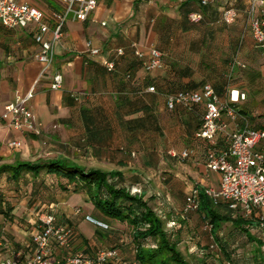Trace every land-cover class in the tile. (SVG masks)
Instances as JSON below:
<instances>
[{
    "label": "crops",
    "instance_id": "1",
    "mask_svg": "<svg viewBox=\"0 0 264 264\" xmlns=\"http://www.w3.org/2000/svg\"><path fill=\"white\" fill-rule=\"evenodd\" d=\"M17 1L47 14L63 8L59 0ZM201 1L103 0L87 20H67L54 65L45 74L37 58V28H7L0 22V260L25 248L31 256L27 229L37 226L41 211L51 207L58 223L76 229L77 250L94 254L102 247L117 248L123 258L141 264L127 222L105 216L86 192L74 191L65 178L46 170L34 178L27 170L15 169L50 160L121 172L119 185L137 190L170 229L174 226L182 249L205 252L210 235L204 231L203 207L183 213L193 187H219L220 174L206 167L207 143L195 136L205 107L170 109L167 99L180 89L198 90L207 83L223 101L229 90L237 89L246 99L237 104V121L224 113L227 129L249 123L264 131V52L251 29L264 3L252 14V0H209L207 5ZM231 7L238 15L227 23L224 13ZM201 10L203 20L191 22L189 15ZM89 43L100 52L92 53ZM153 47L163 52V64L148 70L145 63ZM105 59L116 62L115 70L104 65ZM56 73L64 77L60 89L51 88ZM150 86L156 92L149 91ZM29 93L42 122L41 134L16 131L3 117L9 102ZM13 140L20 142L19 148L11 147ZM186 149L192 153L183 159L180 154ZM16 174L19 179H14ZM218 211L227 212L223 205ZM230 224L235 227L225 222L217 234L228 232ZM61 255L54 246L52 258Z\"/></svg>",
    "mask_w": 264,
    "mask_h": 264
},
{
    "label": "built area",
    "instance_id": "2",
    "mask_svg": "<svg viewBox=\"0 0 264 264\" xmlns=\"http://www.w3.org/2000/svg\"><path fill=\"white\" fill-rule=\"evenodd\" d=\"M102 1L59 0L63 6L62 10H54L47 14L40 7L30 3L0 0V22L7 28H25L30 25L37 28L36 41L41 47L37 58L42 63V72L45 74L54 65L56 47L65 34L64 27L67 20L70 17L75 20H87ZM203 3H208V0H203ZM259 3H264V0H252V14ZM237 15V10L231 8L225 11L224 19L227 23H233ZM202 18L200 12L190 15L192 22H199ZM251 29L256 45L264 52V11L252 18ZM47 34H51V37L47 38ZM89 48L94 54L100 52V49L93 48L91 43ZM118 54L123 55L124 50L120 49ZM150 54V62L145 63L147 69L161 67L163 52L153 47L150 49ZM136 55L140 58L144 57V53L140 50L136 51ZM103 63L110 71L115 70V61L105 59ZM63 81L64 77L61 73L54 74L51 88H62ZM148 90L156 92V87L150 86ZM32 96V93L17 96L6 105L3 117L16 131L41 134L42 122L30 104ZM245 99V93L231 89L228 92V99L223 101L214 86L207 83L198 90H186L169 95L167 105L170 109L181 106L190 111L196 106L205 107L202 125L195 136L204 139L207 143V169L220 174L219 187L208 186L205 192L216 204L225 202L245 218H256L257 226L264 230V131L249 123L231 131L223 121L224 113L237 121L240 117L237 104ZM10 145L19 148L20 142L13 140ZM191 153L190 149H186L180 155L183 159H187ZM200 204V189L195 186L187 195L183 213L188 215L199 211ZM100 225L108 227L103 223ZM205 229L211 231L213 224L206 221ZM73 237L72 226L58 223L57 216L53 212L43 213L38 225L32 231V244L28 246L31 256H26V248L16 250L12 256L1 259L0 264H121L122 261L114 248L102 247L94 254L85 250H75ZM54 246L62 252L58 258H52ZM217 247L216 244L211 246L212 249ZM226 264L232 263L228 261Z\"/></svg>",
    "mask_w": 264,
    "mask_h": 264
},
{
    "label": "trees",
    "instance_id": "3",
    "mask_svg": "<svg viewBox=\"0 0 264 264\" xmlns=\"http://www.w3.org/2000/svg\"><path fill=\"white\" fill-rule=\"evenodd\" d=\"M201 2L203 5L208 4H204L203 0ZM195 12L202 13L204 18L202 10ZM203 18L199 22L193 23H200ZM186 90L197 89L183 88L176 93ZM15 169L27 170L33 173L34 178H38L43 170L55 174L59 178H65L69 185L73 186L74 191L86 192L96 208L105 216L127 222L133 229L137 260L141 264H226L228 261H231L232 264H264V230L257 226L256 218H245L240 212L231 209L229 204L225 202L216 204L206 194L205 189L200 187L201 204L199 211L203 207V212L205 211L206 214L203 227L204 231L210 235V243L203 254L189 253L182 249L177 237H175L176 233L172 230L174 226L170 229L171 226L167 220L145 201L138 191L129 190L119 185L122 179V173L119 171L108 172L102 169H87L69 160L27 162L15 167ZM16 178L19 179L18 174L15 175L14 179ZM222 205L227 211L224 214L218 211V207ZM206 221L213 224L211 231L205 229ZM225 222H232L235 227L223 235H218V230ZM73 233L74 247V240L77 236L74 227ZM245 238V241L240 242ZM245 242L257 243V250L251 252V249H246L247 244L245 245ZM213 244L218 247L212 249ZM74 249L77 250L75 247ZM114 249L119 251L117 248ZM118 256L122 261L121 264H138L137 261L126 260L119 252Z\"/></svg>",
    "mask_w": 264,
    "mask_h": 264
},
{
    "label": "rangeland",
    "instance_id": "4",
    "mask_svg": "<svg viewBox=\"0 0 264 264\" xmlns=\"http://www.w3.org/2000/svg\"><path fill=\"white\" fill-rule=\"evenodd\" d=\"M54 209L56 210V207H54ZM53 209V210H54ZM55 210H54V212H55ZM47 212H52V209H51V207H45V209L44 210H42L41 211V213H40V215H39V218L41 217V215L43 214V213H47ZM56 214V213H55ZM234 228V225H232V224H230V225H228L227 227H226V229L227 230H232ZM28 231H30V233H31V236H32V231L34 230V228H32V226L31 227H29L28 229H27ZM246 240V238L245 239H242L240 242H243V241H245ZM247 244V246H246V249H251V252H252V250H257V243H253V244H249V242L247 243V242H245V245ZM184 250H185V248H184ZM240 251H242V250H240ZM242 252H244V251H242ZM264 252V251H263Z\"/></svg>",
    "mask_w": 264,
    "mask_h": 264
}]
</instances>
